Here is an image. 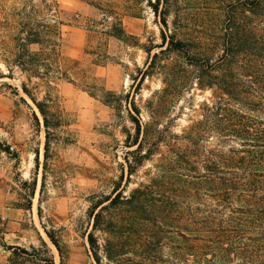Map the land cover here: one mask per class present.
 <instances>
[{
    "label": "trees",
    "instance_id": "trees-1",
    "mask_svg": "<svg viewBox=\"0 0 264 264\" xmlns=\"http://www.w3.org/2000/svg\"><path fill=\"white\" fill-rule=\"evenodd\" d=\"M18 3L0 20V78L19 71L47 84L78 80L91 95L123 108L134 126L125 138L133 147L121 166L125 186L152 161L130 192L117 181L110 195L92 202L86 238L94 262L264 264V0L149 1L160 25L159 50L150 55L145 48L149 61L123 95L104 90L61 54L55 0ZM153 75L162 87L146 101L143 121L133 94ZM193 89L211 94L197 118L173 133L170 112ZM32 100L47 138L46 104Z\"/></svg>",
    "mask_w": 264,
    "mask_h": 264
},
{
    "label": "rangeland",
    "instance_id": "rangeland-1",
    "mask_svg": "<svg viewBox=\"0 0 264 264\" xmlns=\"http://www.w3.org/2000/svg\"><path fill=\"white\" fill-rule=\"evenodd\" d=\"M18 1L0 0V20L20 6ZM149 1L55 0L62 22L61 54L77 60L104 90L133 91L137 81L132 77L149 61L145 48L151 55L161 41ZM114 27L123 30V37L113 34ZM73 79L47 84L19 71L0 78V84L10 85L0 86V264H96L86 238L92 202L110 195L117 181L127 194L152 165L144 161L125 186L121 166L125 152L133 149L125 146V138L134 126L123 108L116 110ZM161 87L157 75L136 87L133 95L143 121L146 101ZM210 94L185 91L170 112V130L180 134ZM32 99L46 104L47 138ZM96 235L101 242L104 235Z\"/></svg>",
    "mask_w": 264,
    "mask_h": 264
}]
</instances>
